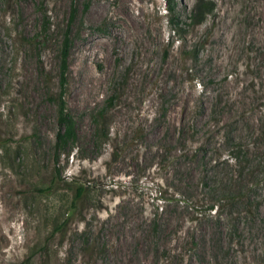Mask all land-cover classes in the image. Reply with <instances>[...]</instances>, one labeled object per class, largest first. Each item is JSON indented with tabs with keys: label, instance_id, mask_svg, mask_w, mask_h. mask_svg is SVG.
I'll return each instance as SVG.
<instances>
[{
	"label": "rangeland",
	"instance_id": "obj_1",
	"mask_svg": "<svg viewBox=\"0 0 264 264\" xmlns=\"http://www.w3.org/2000/svg\"><path fill=\"white\" fill-rule=\"evenodd\" d=\"M209 1L0 0V264H264V0Z\"/></svg>",
	"mask_w": 264,
	"mask_h": 264
},
{
	"label": "trees",
	"instance_id": "obj_2",
	"mask_svg": "<svg viewBox=\"0 0 264 264\" xmlns=\"http://www.w3.org/2000/svg\"><path fill=\"white\" fill-rule=\"evenodd\" d=\"M175 0H165V11L170 15L169 18V25L170 31L174 32H181V22L175 18H173V7L172 4ZM214 4L209 0H195V4L192 7L191 14L189 15V20L191 21V25H198L203 20H205L213 11ZM71 17L75 13V7L71 8ZM43 34V35H42ZM45 32L35 35L31 37L29 43L34 45V47L41 48L44 43L46 42L45 39ZM68 31H65L63 40L61 43L59 57H58V72H57V81H58V92L55 93L51 100L55 106V117L56 123L59 127V130L55 136V140L52 146V158L54 164L60 163L61 156H67L69 154V149L74 147L76 143V133H75V125L72 117L67 111L66 102H65V94L67 88V58H68V51H69V37ZM104 116L105 112L100 110L96 112V114L92 117V124L95 130L97 131V136L100 139H107L108 134L104 124ZM101 127V129H100ZM99 132V133H98ZM236 148H232L233 153L230 156L231 159H236L241 154V149L238 152ZM247 156V155H246ZM233 157V158H232ZM76 199L80 198L82 194L85 192V188L83 185H79L76 188ZM217 206H215L216 208ZM209 211H213V207L208 208Z\"/></svg>",
	"mask_w": 264,
	"mask_h": 264
},
{
	"label": "bare ground",
	"instance_id": "obj_3",
	"mask_svg": "<svg viewBox=\"0 0 264 264\" xmlns=\"http://www.w3.org/2000/svg\"><path fill=\"white\" fill-rule=\"evenodd\" d=\"M136 5V4H135ZM140 7V6H139ZM132 22V23H131ZM131 22H129V25L131 26V27H133V29L135 30H137V27L139 26V23L136 21V22H134L133 23V21H131ZM133 24H135V25H133ZM125 26H127L126 25V23H125Z\"/></svg>",
	"mask_w": 264,
	"mask_h": 264
}]
</instances>
